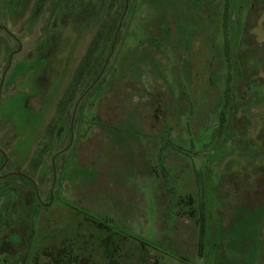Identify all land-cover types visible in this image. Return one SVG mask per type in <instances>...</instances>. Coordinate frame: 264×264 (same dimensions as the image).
Listing matches in <instances>:
<instances>
[{"label":"rangeland","instance_id":"rangeland-1","mask_svg":"<svg viewBox=\"0 0 264 264\" xmlns=\"http://www.w3.org/2000/svg\"><path fill=\"white\" fill-rule=\"evenodd\" d=\"M132 1L104 102L88 104L53 198L41 194L29 238L3 258L47 264L62 249L90 264H264V0ZM16 69L0 96L7 171L27 168L50 114L26 103L38 96L40 68ZM228 74V124L218 133Z\"/></svg>","mask_w":264,"mask_h":264},{"label":"flooded vegetation","instance_id":"flooded-vegetation-1","mask_svg":"<svg viewBox=\"0 0 264 264\" xmlns=\"http://www.w3.org/2000/svg\"><path fill=\"white\" fill-rule=\"evenodd\" d=\"M132 2L0 0V96L9 93L13 88L11 84L19 80V74L12 75L13 70L19 68L21 62L30 61L41 71L31 80L38 96L28 99L27 107L33 114L36 110L50 113L43 123V137L32 153L33 158L41 160L36 170L31 165L32 158L27 168L19 167L22 171H7V162L0 153V264H7L3 256L19 251L21 240L29 238L24 230L28 231L33 225L32 215L38 213L41 194L53 198L57 176L66 171L70 152L77 147L78 127L83 123V112L88 104L94 100L92 103L98 102L99 109V104L104 102L101 87L118 71L117 50L125 22L132 15ZM106 23L110 26L107 30L109 43L104 39ZM91 47L96 50L98 61L92 60L89 64ZM65 67L68 71L66 81L59 85ZM78 67L84 71L80 81L85 85H77L74 101L68 102L70 84L76 78ZM50 95L53 99L46 108ZM260 128L264 129V118ZM47 131L53 134L45 138ZM49 181V188H46ZM10 194L15 195L13 200L17 199L12 205L11 218ZM71 254L76 255L72 250Z\"/></svg>","mask_w":264,"mask_h":264},{"label":"trees","instance_id":"trees-1","mask_svg":"<svg viewBox=\"0 0 264 264\" xmlns=\"http://www.w3.org/2000/svg\"><path fill=\"white\" fill-rule=\"evenodd\" d=\"M194 2H196V0H194ZM226 7H227V4H226ZM229 19L230 18H229L228 12H227V10H225L224 15L222 16L221 27H222V32H223L222 36L224 38V55H225L224 57L227 60V64L229 65L228 67L233 65L232 62H231V59H235L233 57V55H232V51L235 48H233V45H231L232 42H233V37H232V34L230 32V30H231L230 27L231 26H230V22H229L230 20ZM168 22H169V25H168L169 28L167 29L166 28L167 26H166L164 28L165 29L164 31H165V35L168 38H170L172 36V32H171L170 29H172L171 25L173 23V19L168 21ZM188 26L191 27V28H189L190 31L196 32V20L195 21L193 20V22L189 23L187 25V27ZM109 27H110L109 23H106L105 35H104L105 43H109V38H108V35H107V30L109 29ZM228 27H229V31H228ZM229 32H230V38H229ZM187 40H188V43H190V40L189 39H187ZM94 45H97V43L95 42ZM94 45H92V46H94ZM157 46H160V43ZM95 51L96 50L94 49V47L90 48V50L88 52V62L87 63L91 64L92 60L98 61L97 57L95 56ZM243 55H244V49H243ZM82 66L84 68L86 67L84 64ZM83 72L84 71L82 70L81 67L77 68V70H76V78H73V81L70 84L71 85L70 86L71 95H69L67 97V99H66L68 102L69 101H72V102L74 101L77 85H83V86L85 85L84 83H82L80 81V77L83 74ZM233 77L234 76H232V74H228V81H227V84L225 86V90H224V93H223L224 94V98H225V102L228 103V104H227V106L226 105L224 106V110L221 112V116H220V120H219V124H218V130H217L218 133H220L221 130L225 131L226 128H227V124H228V122H227V110H228V108L227 107L230 106L231 93H232L230 85H232ZM79 122H80V120H79ZM52 134H53L52 131H47L46 135H45V138L50 137ZM40 164H41V160L40 159H38L36 157L32 159L31 165L35 168L34 170H36V167L39 166ZM12 197L13 196L10 194L9 195V199H8V202H9V205H10V208H9V216H10V218H11V216L13 214L12 205L17 202V199L13 200ZM25 212L29 213V211H25ZM202 223H203V221H202ZM201 234H203L202 228H201ZM201 237H202V235H201ZM82 261H85V262H82ZM47 264H90V262L87 259L80 258V257H78V255H72L69 252H65L64 250L61 249V250H58V251H56L54 253H49L48 263Z\"/></svg>","mask_w":264,"mask_h":264}]
</instances>
